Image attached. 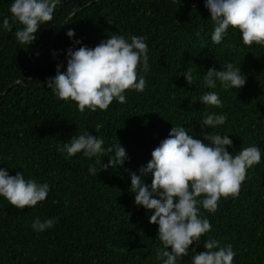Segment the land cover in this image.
<instances>
[{"label": "trees", "instance_id": "1", "mask_svg": "<svg viewBox=\"0 0 264 264\" xmlns=\"http://www.w3.org/2000/svg\"><path fill=\"white\" fill-rule=\"evenodd\" d=\"M12 2L0 0V168L12 176L23 172L50 190L45 201L23 210L0 197V264H160L158 225L149 222L152 212L135 204L129 173L139 174L172 126L202 139L205 112L227 115L223 125L204 131L229 136V152L255 145L262 158L247 170L237 196L221 197L215 213L201 209L212 230L196 251H205L210 236L232 245L233 264H264V46H245L231 28L219 45L213 43L205 0H60L36 41L22 45L15 38L18 23L11 32L2 26L11 19ZM112 33L144 37L149 70L139 72L147 82L143 92L128 90L124 104L114 100L107 110L81 112L47 88L57 64L66 71L69 48H94ZM228 63L241 68L245 86L225 90L217 82L207 88V70L221 71ZM189 67L193 85L183 76ZM209 91L219 94L221 108L200 103ZM84 131L103 138L105 147L118 138L128 156L124 165L92 175L89 166L98 167L100 159L107 164L108 157L69 158L58 151ZM143 179L151 185V174ZM37 217L57 222L36 232ZM193 255L177 264H192Z\"/></svg>", "mask_w": 264, "mask_h": 264}, {"label": "clouds", "instance_id": "2", "mask_svg": "<svg viewBox=\"0 0 264 264\" xmlns=\"http://www.w3.org/2000/svg\"><path fill=\"white\" fill-rule=\"evenodd\" d=\"M59 4L60 0H13L9 8L11 19H3V29L11 32L13 23H18L21 27L15 31L16 40L31 46L41 25L53 20ZM205 8L214 27L213 43L219 45L231 28L239 31L245 46H264V0H205ZM196 35L199 38L200 32ZM67 36L72 38L75 32L69 30ZM61 67L57 64L56 75L44 82L48 89L60 100L77 103L81 112L86 108L107 110L114 100L126 103V91L143 92L147 87L146 79L139 72L149 70L148 46L142 36L132 35L129 40L112 33L94 48H69L66 71H61ZM183 73L187 83L193 85L192 68ZM203 81L209 89H215L219 82L225 90H239L245 86L246 76L241 68L228 63L221 71L209 68ZM200 103L222 107L216 91L203 94ZM226 121L225 114L205 112L200 133L202 139L190 135L189 129L183 126H172L168 137L152 151L151 160L139 168V174L129 173L135 204L152 212L149 222L158 225V240L162 247L156 249V259L160 264H177L190 252L194 254L192 264H233L236 253L232 245L221 246L219 240L210 236L203 241L205 251H196L201 238L212 230L201 209L215 213L221 197L237 196L247 170L259 164L262 158L261 149L255 145L243 147L234 155L228 151L233 146L229 136L204 131ZM104 143L103 138L84 131L63 142L58 151L69 158L78 153L88 159L108 157L107 164H102L100 159L98 167L89 166V173L97 175L100 171L123 166L128 159L118 138L108 147ZM149 174L152 176L150 186L143 179ZM49 190L47 183L25 179L23 172L12 176L0 168V197L19 210L45 201ZM56 222L57 219L41 221L37 217L32 228L43 232Z\"/></svg>", "mask_w": 264, "mask_h": 264}]
</instances>
